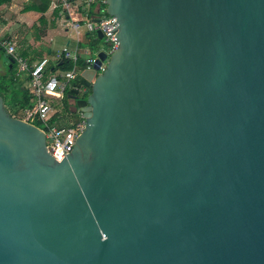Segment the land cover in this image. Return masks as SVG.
Here are the masks:
<instances>
[{"label": "water", "instance_id": "obj_1", "mask_svg": "<svg viewBox=\"0 0 264 264\" xmlns=\"http://www.w3.org/2000/svg\"><path fill=\"white\" fill-rule=\"evenodd\" d=\"M105 12L63 159L0 94V264H264V0Z\"/></svg>", "mask_w": 264, "mask_h": 264}, {"label": "built area", "instance_id": "obj_2", "mask_svg": "<svg viewBox=\"0 0 264 264\" xmlns=\"http://www.w3.org/2000/svg\"><path fill=\"white\" fill-rule=\"evenodd\" d=\"M56 1L61 5L62 13L67 15V22L77 40L75 47L64 46L57 54L58 64L67 63L68 68L57 66L51 76H45L43 63L29 62V59L19 53L16 42L10 37L0 34V47L13 58L16 76L29 77L26 80L33 105L22 110L19 118L44 130L47 151L55 159L61 160L72 149L77 135L85 126L80 110L73 112L70 107L67 111L64 109V94L75 87L78 73L92 67L99 50L82 47L79 41L85 34H90L92 39L97 38L95 31L100 29L107 44L104 48L110 53L117 46L114 24L117 20L106 14V0Z\"/></svg>", "mask_w": 264, "mask_h": 264}, {"label": "crops", "instance_id": "obj_3", "mask_svg": "<svg viewBox=\"0 0 264 264\" xmlns=\"http://www.w3.org/2000/svg\"><path fill=\"white\" fill-rule=\"evenodd\" d=\"M28 2L30 0H7L0 5V34L14 40L19 53L24 52L32 63H43L45 76H51L54 68L60 64L58 52L64 46L75 47L77 40L67 22V15L62 13L61 5L56 0H50L43 13L25 9ZM39 22H45V26L35 30ZM88 36L92 38L90 34ZM88 36L85 34L81 37L79 44L82 47L90 48ZM7 62L6 54L1 53L0 65Z\"/></svg>", "mask_w": 264, "mask_h": 264}, {"label": "trees", "instance_id": "obj_4", "mask_svg": "<svg viewBox=\"0 0 264 264\" xmlns=\"http://www.w3.org/2000/svg\"><path fill=\"white\" fill-rule=\"evenodd\" d=\"M7 0H0V5L5 3ZM50 0H30L28 4L25 6V9L36 10L40 13H43L49 6ZM45 22H39V25H36L35 30H41L44 28ZM89 34H86L88 36ZM89 37L88 43L90 46L97 44L98 42H102L98 37L92 39ZM91 46V47H92ZM4 53L3 48L0 47V54ZM22 54V52L20 53ZM23 56L25 53L23 52ZM31 62V59H29ZM59 67L68 68L69 65L67 63L60 64ZM6 72L0 74V94H2L5 98V103L9 108V111L13 116H21V111L30 108L33 105L31 101V94L29 92L28 86H24L22 83H19L18 76H16L15 64L10 66L9 61L6 64ZM55 69V68H54ZM27 80L29 77L26 78ZM69 92L67 90L63 97L64 109L69 110L70 104L66 94Z\"/></svg>", "mask_w": 264, "mask_h": 264}, {"label": "rangeland", "instance_id": "obj_5", "mask_svg": "<svg viewBox=\"0 0 264 264\" xmlns=\"http://www.w3.org/2000/svg\"><path fill=\"white\" fill-rule=\"evenodd\" d=\"M35 25H36V23H35ZM33 30V29H32ZM34 31V30H33ZM92 46V45H91ZM90 46V47H91ZM101 46H104L103 45V43L102 42H98L97 44H94L91 48H93V49H97V48H99V47H101ZM18 47V46H17ZM105 47V46H104ZM6 70H7V68H6V65H5V63H2V65H0V74H2V73H5L6 72ZM18 81H19V83H22L24 86H28V81L26 80V78H25V76L24 77H19L18 76ZM16 117H19V116H16Z\"/></svg>", "mask_w": 264, "mask_h": 264}, {"label": "flooded vegetation", "instance_id": "obj_6", "mask_svg": "<svg viewBox=\"0 0 264 264\" xmlns=\"http://www.w3.org/2000/svg\"><path fill=\"white\" fill-rule=\"evenodd\" d=\"M84 87H82L83 89ZM80 97H82V95H80ZM69 100V104H70V109L73 111V112H76L77 110L74 108V106L72 105L71 101L72 99H68Z\"/></svg>", "mask_w": 264, "mask_h": 264}]
</instances>
